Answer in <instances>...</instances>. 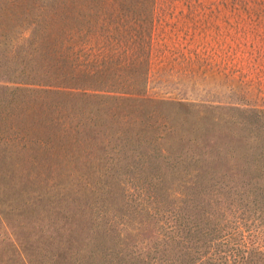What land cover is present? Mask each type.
Here are the masks:
<instances>
[{
	"label": "trees",
	"instance_id": "16d2710c",
	"mask_svg": "<svg viewBox=\"0 0 264 264\" xmlns=\"http://www.w3.org/2000/svg\"><path fill=\"white\" fill-rule=\"evenodd\" d=\"M157 1L0 0V174L50 181L17 213L45 264H264V109L212 147L155 111L192 106L146 92Z\"/></svg>",
	"mask_w": 264,
	"mask_h": 264
},
{
	"label": "rangeland",
	"instance_id": "374dc122",
	"mask_svg": "<svg viewBox=\"0 0 264 264\" xmlns=\"http://www.w3.org/2000/svg\"><path fill=\"white\" fill-rule=\"evenodd\" d=\"M146 92L191 103L187 112L172 103H161L155 111L168 115L177 130L203 129L210 147L216 129H235L240 118L248 125L250 110L264 109V0H158ZM130 114L139 116V108ZM125 180V191L134 198L139 177ZM49 183L0 174V255L9 264H45L37 233L28 234L40 219L28 222L17 213L43 196ZM16 233L25 241L19 242ZM22 247L33 252L31 260Z\"/></svg>",
	"mask_w": 264,
	"mask_h": 264
}]
</instances>
